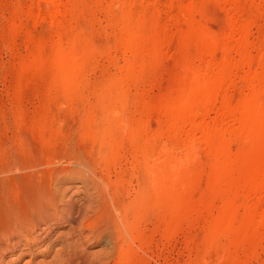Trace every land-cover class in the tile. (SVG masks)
I'll list each match as a JSON object with an SVG mask.
<instances>
[{
	"label": "rangeland",
	"instance_id": "obj_1",
	"mask_svg": "<svg viewBox=\"0 0 264 264\" xmlns=\"http://www.w3.org/2000/svg\"><path fill=\"white\" fill-rule=\"evenodd\" d=\"M75 155L110 214L6 264H264V0H0V187Z\"/></svg>",
	"mask_w": 264,
	"mask_h": 264
},
{
	"label": "bare ground",
	"instance_id": "obj_2",
	"mask_svg": "<svg viewBox=\"0 0 264 264\" xmlns=\"http://www.w3.org/2000/svg\"><path fill=\"white\" fill-rule=\"evenodd\" d=\"M95 134L102 135L99 130ZM101 142L103 141L101 140ZM97 145L99 146L94 148L96 151L94 154L97 153L101 157L106 152L107 147H105L106 145ZM76 157L67 159L64 162L66 168L61 169L54 176L49 174V177L45 178L44 174L41 173L42 171H34L36 167H31L25 169V171L29 169L33 172L28 170V173L21 174L17 171L19 175H17V178H14L17 181V185L10 186L8 184L7 188L0 187V264H6L4 259L8 255H15L22 248L25 250L39 249L38 245L48 241L47 239L50 237L53 229L63 222L68 223L78 219L79 223L76 224V229L79 235H82L81 230L87 225L86 218L93 219L89 218L90 214H93L94 217L97 216L98 219L108 217L113 201V197L111 196L115 194L114 185L111 183L108 186L105 185L108 194L103 192L100 184L94 179L96 178L93 171L95 164L91 162V157L86 155L82 156V158ZM18 168H21V166H18L17 170ZM21 169H23L21 170L23 172L24 168L22 167ZM87 172L91 174L86 175ZM72 178L84 179L86 188L95 194V198L88 203V206H85L84 209L82 208L83 210L80 207L77 212L70 204L71 201L64 202L62 200L64 193L58 188L63 179L71 180ZM67 181L65 182L67 183ZM129 209H127V213L130 212ZM74 211L76 212L75 214ZM111 216L113 217V213H111ZM86 238V236L83 237V240H87ZM79 242L81 244V240ZM117 242H121L120 237H118ZM75 243L71 242V240L70 242H65L63 246L65 254H60L62 257L57 260L59 261L57 264H90L87 258L84 257V254L77 251L80 247L78 246V241ZM46 250H49V248H46ZM41 255L45 256L43 252Z\"/></svg>",
	"mask_w": 264,
	"mask_h": 264
}]
</instances>
